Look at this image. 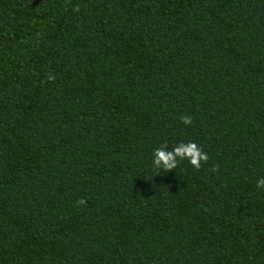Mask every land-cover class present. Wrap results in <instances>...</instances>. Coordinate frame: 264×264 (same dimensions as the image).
Here are the masks:
<instances>
[{
	"label": "trees",
	"instance_id": "1",
	"mask_svg": "<svg viewBox=\"0 0 264 264\" xmlns=\"http://www.w3.org/2000/svg\"><path fill=\"white\" fill-rule=\"evenodd\" d=\"M260 178L264 0H0V264H264Z\"/></svg>",
	"mask_w": 264,
	"mask_h": 264
},
{
	"label": "clouds",
	"instance_id": "2",
	"mask_svg": "<svg viewBox=\"0 0 264 264\" xmlns=\"http://www.w3.org/2000/svg\"><path fill=\"white\" fill-rule=\"evenodd\" d=\"M185 124L191 123L190 117H184ZM177 157L187 158L188 163L195 168L200 167V162L207 160V155L202 153L196 144L189 143L187 145H180L170 151H165L157 148L153 153V165L164 170H171L176 167ZM257 188H264V178H260L256 182Z\"/></svg>",
	"mask_w": 264,
	"mask_h": 264
}]
</instances>
